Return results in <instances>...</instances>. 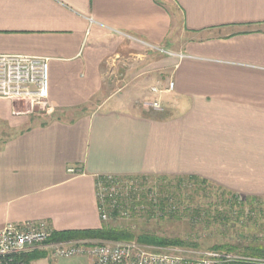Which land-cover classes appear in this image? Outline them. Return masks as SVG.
<instances>
[{"label":"crops","instance_id":"0c3cea01","mask_svg":"<svg viewBox=\"0 0 264 264\" xmlns=\"http://www.w3.org/2000/svg\"><path fill=\"white\" fill-rule=\"evenodd\" d=\"M167 1L0 0V54L49 59L43 104L0 98V229L101 228L104 174L193 175L264 198V0Z\"/></svg>","mask_w":264,"mask_h":264},{"label":"built area","instance_id":"2783aa9c","mask_svg":"<svg viewBox=\"0 0 264 264\" xmlns=\"http://www.w3.org/2000/svg\"><path fill=\"white\" fill-rule=\"evenodd\" d=\"M111 30L118 36L141 44L148 51L184 56L146 41L131 32ZM48 60L43 56L0 54V98L27 101L32 106L43 104L48 97ZM172 87L173 83L170 82L167 91ZM150 91L156 94L160 90L150 87ZM145 105L156 110L161 109L158 101L146 102ZM142 180L143 176L114 174L97 176L95 197L100 220L105 222L111 218L125 219L134 212H143L145 208L141 199L147 196L149 200L154 201V192L153 189L149 190V186L146 188ZM158 209L161 211L160 206ZM52 233L53 230L44 220L6 224L0 229V259L38 247L55 258L86 257L91 260L90 264H264L263 258L234 256L218 250L206 252L197 258H187L153 251L135 242L93 243L79 239L50 242Z\"/></svg>","mask_w":264,"mask_h":264},{"label":"rangeland","instance_id":"374dc122","mask_svg":"<svg viewBox=\"0 0 264 264\" xmlns=\"http://www.w3.org/2000/svg\"><path fill=\"white\" fill-rule=\"evenodd\" d=\"M119 84L115 83L113 88ZM161 109L158 111L163 113ZM141 176L146 188L149 186V190L153 189L154 201L144 196L141 199L145 208L143 212H134L125 219L111 218L101 221L102 225L126 230L135 238L145 234L174 240L177 244L156 246L136 239L120 242H135L153 251L187 258H197L206 252L218 250L234 256L264 259L249 255L251 248L264 247V199L250 203L245 199L246 196L239 195L235 200L210 181L203 184L197 182L198 180L181 181L177 176ZM79 240L109 242L98 239ZM82 259L55 258L47 252L32 259L30 263L44 260L48 264H84Z\"/></svg>","mask_w":264,"mask_h":264},{"label":"trees","instance_id":"16d2710c","mask_svg":"<svg viewBox=\"0 0 264 264\" xmlns=\"http://www.w3.org/2000/svg\"><path fill=\"white\" fill-rule=\"evenodd\" d=\"M160 177L164 178L166 177V175H162ZM177 177L181 181L182 179H188L190 181L198 180L197 182L203 183V184L209 183L208 180L197 177V176H193V175L177 176ZM182 177H185V178H182ZM221 188L226 191V193L230 196V198L237 200L239 195L228 191L226 188H223V187ZM245 199H247L250 203H252L253 201L261 200L264 198H260L256 196H246ZM77 239H98V240H103V241H131L133 239H136L137 241H140L142 243H145L148 245H156V246L177 244V241H174V240H169L167 238H158L154 236H148L145 234L136 236L135 238V236L132 233H129L126 230L108 227L106 225H102L101 228H98V229L53 231L51 237L49 238V241L50 242L67 241V240H77ZM41 251L33 250L28 253L22 252V253L14 254L11 257L0 259V264H30V261L32 259H35L38 256H41V254L47 253V251L45 250H41ZM250 253L251 254L249 255L251 256L264 257V247L251 248Z\"/></svg>","mask_w":264,"mask_h":264},{"label":"water","instance_id":"95a60500","mask_svg":"<svg viewBox=\"0 0 264 264\" xmlns=\"http://www.w3.org/2000/svg\"><path fill=\"white\" fill-rule=\"evenodd\" d=\"M37 109V108H36Z\"/></svg>","mask_w":264,"mask_h":264}]
</instances>
